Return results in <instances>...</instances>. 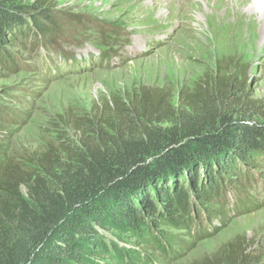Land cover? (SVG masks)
<instances>
[{"label": "trees", "instance_id": "1", "mask_svg": "<svg viewBox=\"0 0 264 264\" xmlns=\"http://www.w3.org/2000/svg\"><path fill=\"white\" fill-rule=\"evenodd\" d=\"M55 31L46 11L0 0L3 65H16L9 50L13 44L29 50L55 39ZM231 92L226 87L219 106L227 105ZM9 94L0 89V264L176 259L179 248L194 243L186 244L175 232L188 230L195 241L205 213L210 222L220 218L227 226L230 219L221 208L217 213L208 208L225 207L234 176L257 167V156H264V123L255 121L261 102L243 95L224 110L192 117H175L162 98L145 97L147 104L139 103L137 121L145 124L139 138L128 137V130L137 133L128 112L110 104L95 117L94 137L84 133L80 147L51 145L37 156L19 157L9 153L6 139L17 121L1 105ZM164 123L171 127L158 129ZM125 237L138 247H127Z\"/></svg>", "mask_w": 264, "mask_h": 264}, {"label": "rangeland", "instance_id": "2", "mask_svg": "<svg viewBox=\"0 0 264 264\" xmlns=\"http://www.w3.org/2000/svg\"><path fill=\"white\" fill-rule=\"evenodd\" d=\"M17 1L46 11L56 31L55 39L29 50L10 46L14 69L0 61V89L10 93L1 105L17 119L7 130L10 154L37 156L51 145L80 147L84 133L94 137L95 117L110 104L128 112L137 130H128V137L139 138L145 125L137 121L139 103L145 97L162 98L175 117L224 110L243 95L260 101L264 112V33L257 52L238 43L207 46L211 9L205 0H192L201 10L191 12L188 25L171 17L173 0ZM255 1L252 6L263 12L264 0ZM226 87L232 92L222 107ZM262 112L255 121L264 123ZM257 157V167L244 169L234 176L233 187L228 185L225 207L208 208L213 213L221 208L229 224L222 226L220 218L210 222L197 202L205 213L203 232L193 241L188 230L178 234L163 226L194 244L158 264H264V156ZM126 238L127 247L136 245Z\"/></svg>", "mask_w": 264, "mask_h": 264}, {"label": "bare ground", "instance_id": "3", "mask_svg": "<svg viewBox=\"0 0 264 264\" xmlns=\"http://www.w3.org/2000/svg\"><path fill=\"white\" fill-rule=\"evenodd\" d=\"M205 1L211 9V13L207 15L208 30L205 33L208 38L207 46L219 48L227 43H238L247 51L257 52L264 33V11H259L257 4L252 6V0ZM172 3L175 8L170 10L171 17L180 19L187 25L191 21V12L201 10V5L193 3L192 0H173L170 4ZM261 51H264V42Z\"/></svg>", "mask_w": 264, "mask_h": 264}]
</instances>
